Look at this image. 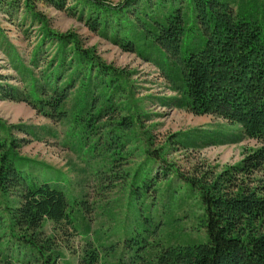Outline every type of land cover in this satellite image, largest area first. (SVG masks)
I'll return each mask as SVG.
<instances>
[{
  "label": "trees",
  "instance_id": "16d2710c",
  "mask_svg": "<svg viewBox=\"0 0 264 264\" xmlns=\"http://www.w3.org/2000/svg\"><path fill=\"white\" fill-rule=\"evenodd\" d=\"M21 3L33 17L36 3L59 10L70 3L122 49L157 51L175 76L176 106L236 124L256 141L220 171H181L151 147L126 106L122 70L40 19L31 62L43 67L20 95L0 76V97L24 100L51 120L71 117L79 146L110 159L104 186L126 190L123 217L108 235L96 230L75 264H264V0H0V10L10 15ZM43 48L45 63L37 60ZM8 131L0 122V264H61L73 235L88 234L93 204L70 202L55 181L28 176L22 142ZM137 152L143 161H134ZM189 196L192 218L176 214L178 199ZM110 236L117 240L106 244ZM108 256L115 259L102 262Z\"/></svg>",
  "mask_w": 264,
  "mask_h": 264
},
{
  "label": "rangeland",
  "instance_id": "374dc122",
  "mask_svg": "<svg viewBox=\"0 0 264 264\" xmlns=\"http://www.w3.org/2000/svg\"><path fill=\"white\" fill-rule=\"evenodd\" d=\"M70 3L63 10L36 3L35 11L40 17H33L22 3L11 8L10 15L0 10V76L10 78L7 83L18 88L19 95L23 89H29L31 74L37 75L38 67H43L42 63L32 65L31 62L32 49L40 37L41 19L55 31L73 32L80 46L92 48L102 62L122 70L126 90L130 93L126 106L134 108L142 122L139 124L152 136L151 147L158 149L168 163H173L181 171H220L227 165L239 162L244 152L256 146V141L245 137L238 125L212 115H196L176 106L174 97L178 94L173 90L175 76L160 53L148 51L140 55L122 49L111 38L110 31L107 34L90 29L78 8L73 10ZM52 43L45 44L49 53L52 52ZM44 51V48L41 49L42 57L37 56L38 62L46 61ZM24 69L30 70V75L23 73ZM0 122L10 131L9 134L21 140L18 150L24 160L20 165L28 176L36 182L43 179L55 181L66 192L70 202L87 201L89 205L93 204L92 212L87 213L86 217L90 221L88 234L73 235L70 248H62L64 256L61 264H75L82 246L95 231L105 229L108 235L124 215V187L119 184L104 186L111 169L110 159L105 158L104 154L93 155L88 147L79 146L78 132H73L71 117L51 120L24 100L0 97ZM143 159L144 153L135 154V162ZM126 165L124 162L123 166ZM153 169L156 170V167ZM193 200L190 196L178 199L176 214L188 213L192 218L195 210ZM75 222L77 228L81 229L80 219ZM185 224L189 225L187 222ZM46 227L49 231L51 225L47 224ZM104 240L109 244L117 237L110 236ZM120 246L116 255L122 250ZM122 256L128 261V254L123 253ZM110 257L103 258L102 262L115 259Z\"/></svg>",
  "mask_w": 264,
  "mask_h": 264
}]
</instances>
